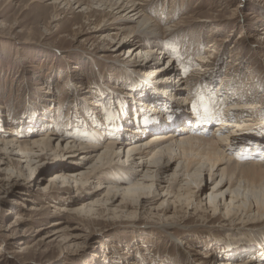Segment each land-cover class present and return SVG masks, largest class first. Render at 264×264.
I'll use <instances>...</instances> for the list:
<instances>
[{
    "label": "rangeland",
    "instance_id": "rangeland-1",
    "mask_svg": "<svg viewBox=\"0 0 264 264\" xmlns=\"http://www.w3.org/2000/svg\"><path fill=\"white\" fill-rule=\"evenodd\" d=\"M134 1L145 4L146 15L158 26L160 42H136L139 47L131 55L128 48L134 43L111 38L113 25L102 22L97 8L92 9L96 14L88 17L89 24L86 13L64 8L55 22L61 28L55 30L54 24H47L58 10L53 9V0H0V140L42 139L54 133L51 150L43 156H38L43 153L39 151L22 156H10V151L0 154V264H218V256L224 253V247L219 252V241L228 234L225 230L240 229L255 219L259 222L251 226L264 227V186H245L240 181L223 186L225 178L220 173L209 177L200 171L207 162L193 153L179 157L173 147L168 153L156 154L157 159L177 154L166 172L147 166L135 174L112 170L99 179L95 174L105 162V140L116 141L112 158L121 165L128 164L133 155L129 146L121 147L126 138L108 136L92 152L80 151L75 156L65 148L70 139L93 144L95 130L107 136V114L112 110L119 116L128 113L133 125L138 109L134 100L128 104L121 89L111 91L100 82L110 78L118 85L119 65L161 62L163 52L175 59V64L170 62L174 68L183 70L187 80L183 87L190 93L207 87L193 80L203 74L197 67L200 59L216 74L210 90L213 95L228 84L233 91L240 89L243 98L249 96L247 89L253 82L259 95L264 92V0ZM94 25H105L103 36L111 37L92 32ZM151 67H143L141 74L147 75ZM98 93L101 99L95 98ZM102 93L117 96L109 99ZM187 97L194 100L192 94ZM260 103L264 106V99ZM254 115L264 120V111ZM263 133L261 127L256 130V134ZM155 134L159 132L132 144L144 148L156 142L158 150L170 145L151 141L149 137ZM84 154L87 157L82 159ZM191 157L195 162L188 173L184 169L177 172ZM150 159L148 154L135 161L149 165ZM57 173L62 174L57 178ZM109 177L129 180L115 198L111 189L103 188L109 186ZM124 193L129 196L123 200ZM256 200L262 204L261 213ZM249 204V211L242 213ZM196 248L202 254H195Z\"/></svg>",
    "mask_w": 264,
    "mask_h": 264
},
{
    "label": "bare ground",
    "instance_id": "bare-ground-1",
    "mask_svg": "<svg viewBox=\"0 0 264 264\" xmlns=\"http://www.w3.org/2000/svg\"><path fill=\"white\" fill-rule=\"evenodd\" d=\"M51 4L54 10L56 8L58 10H55V12L49 17L47 24H54L53 27L56 28L55 30L61 28V26L59 27L58 23L55 22L60 19V15L63 13L62 10L64 8H66L65 10L73 8L80 13H86L84 19L87 22L89 21L88 17L92 14H96L92 9L97 8L98 16L103 17L102 22L110 21V24L113 25L114 32L111 34L113 37L109 35L104 36L111 38H127L133 42L134 44L129 45L128 48V51H132L131 55L139 47V44L136 42L146 41L150 43L159 41V35L157 33L158 26L146 15V10L144 8L145 4L140 2L134 0H53ZM87 24H89V22ZM103 28H105V25L102 28L95 26V29L92 32H96L98 35L103 36ZM124 46L125 44L118 46L114 52ZM154 49H156V47L152 48L149 52H153L152 50ZM149 55L150 53L146 56ZM162 56L164 59H162L161 62L154 59L153 63L149 65L147 63L142 64V61H133L129 66L125 64L119 65L116 70L118 74L115 76V80H120V82L118 81L120 83L118 85L115 84L117 81H109L110 78H102L103 80L100 82L101 86H105L108 89H121L120 93H123V95L129 99L128 104H133L131 99L134 100V105L135 107H138V109L136 108L137 110H135L136 112H134L132 118V121H134L133 125L130 123L128 113L119 116L115 110H112L107 114L108 124L106 126H109V133L107 136L106 134L104 135L103 133H99L98 130H95L97 133V140H94L93 144L91 143L90 145H87L70 139L69 141L66 140L65 148L70 151L72 150V156H75L76 153L80 151L87 150L88 152H92V150L98 148L101 144L100 142L108 136H110V138L115 136L116 139L126 138V141L124 140L123 143H120L121 147L124 145L129 146L130 148L128 152L130 154L133 153L135 157L133 155V157L129 156L128 164L120 163L121 165H118L119 161L115 162L112 158L116 154V152H114V144H116V141L106 139L105 141L107 143L105 142V147L107 150L102 157L103 162H105L101 166L100 171L95 174V178L99 179H102L103 173L107 174L112 170H121V172L127 171L126 173L132 172L135 174L134 172L137 170L141 171V167L144 168L147 166L156 167L157 172H166V170L170 169L175 163L177 154L174 156L170 154L168 157L163 155V159L162 157L157 159L156 154L162 152L168 153L172 151L173 147H175V149L179 150V157H187L189 153H193V156H200L203 158L207 164L204 168L202 167L203 169L200 171L206 172L209 177H213L214 174L220 173V176L225 178L223 186L228 184L232 187L235 181L243 182L245 186H264V158L258 160V154L264 157V133L256 134V130L260 127L264 131V120L261 121L259 115L256 117L254 115L255 112L258 114L260 111H264V106L260 103L264 99V92L262 91L261 95L258 93L260 90L256 92L258 88L252 81L254 78L251 80L253 85L251 88L248 86L247 89L249 96L241 98L239 95H243L244 93L241 94L240 89L239 91L237 89L233 91L231 87L229 88L228 84H223L218 90L216 89L217 91L214 93L217 95H213L210 90L216 80V74H213V70H210L206 62L200 59L197 63V67L203 74L198 78H193V75L192 78L198 83L206 84L207 87L203 92L190 93L189 89L183 87L184 83L187 82V80H184L182 77L183 70H178L173 66V63L175 64V59L171 56H165L163 53ZM134 57L137 58L140 56L135 54ZM171 61L173 63H170ZM158 63H161V65L158 66ZM150 65H153L154 67L149 68L150 71L148 74H141V71L145 70L143 67ZM121 73L125 76L124 81L121 80ZM253 76H255V74ZM234 84H238V82H235ZM113 89H111V91ZM251 91H253V93H251ZM104 93H102V95L109 99H114L117 96H110L109 94L106 95ZM254 93L259 96L258 100H256L257 98L253 95ZM190 94H192L194 100H188L187 96ZM99 95H96L95 98H100L101 95ZM236 95H238V99L235 97ZM88 104L92 105V102H88ZM124 106H127V103H125ZM256 118L260 120L262 124L257 122ZM122 124L124 126H122ZM197 125L199 128L195 127ZM149 128L154 129L153 131H148L150 130ZM161 130H167L168 133L161 132ZM226 130L228 134L225 133ZM152 132H159V134H155L158 136H150L149 138H152L151 141H157L159 142V145H161L160 142H168L170 145L164 146L162 144L164 148L161 147V149L158 150L159 147L155 146L157 144L156 142L154 143L155 145L148 144L144 148H138L141 146L139 143L132 144L135 139L145 138L146 134ZM52 135H54V133L48 132L44 134L42 139L29 140H18L17 138L9 140L3 138L0 140V154L10 151V156H22L31 155L36 153V151H39L43 153L38 156H43L44 151L51 150ZM162 135L166 136V140L162 139ZM178 137L181 138L179 143H177L176 140ZM129 141L132 142L129 143ZM117 144H119V142H117ZM156 149L158 151L155 153L154 151H156ZM229 153H233V156ZM148 154H151L149 165L144 162H142L143 165H138V163H136L135 160L144 159ZM84 155L85 156H81L82 159L87 157L86 154ZM116 157L120 159L119 155H116ZM162 160H164L163 163L161 162ZM185 162L186 164L184 166L182 164V166L180 165L178 167L177 172H182L184 169L185 172L188 173V169L195 161L192 160L191 157L185 159L184 163ZM134 165H137L140 168H134ZM60 172H63V170ZM60 174L62 173H57L54 176L58 178V175ZM60 177H64V175H61ZM177 177H180V175H177ZM176 181L177 179L175 178L172 184L176 183ZM107 182L110 183L109 186L103 188L111 189L110 192L114 193L113 198H115L119 194L121 188L126 189V186L124 185L129 182V180H116L114 178L110 179L109 177ZM137 186H140V184H137ZM170 188H172V185H170ZM124 195L125 198H123V200L129 196L127 193H124ZM155 197L153 196V198ZM97 204L98 202L94 204V206H97ZM250 206L251 204L244 207V209L242 208V213L246 211L248 212ZM256 208L257 211L262 210L263 207L260 201L256 200ZM257 215L260 216V214ZM255 220L246 222L240 229L233 228L231 230H225L228 234L227 237H223L226 240L220 239L219 241V244L222 246L219 248V252L221 248L224 247V253L223 255H220V257L218 256V264H264V227H253L259 222L258 220ZM224 232H220V234L222 233L221 235H223ZM236 236L239 239H236L235 241L230 240ZM227 240H230L231 242H228ZM196 249L198 250L195 254H202L200 248ZM256 251H258L257 256H254V252Z\"/></svg>",
    "mask_w": 264,
    "mask_h": 264
}]
</instances>
